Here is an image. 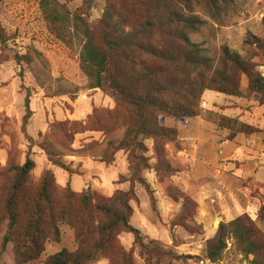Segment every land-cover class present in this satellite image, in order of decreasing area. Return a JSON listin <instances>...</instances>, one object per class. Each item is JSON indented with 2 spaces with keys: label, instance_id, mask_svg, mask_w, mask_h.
Listing matches in <instances>:
<instances>
[{
  "label": "trees",
  "instance_id": "obj_1",
  "mask_svg": "<svg viewBox=\"0 0 264 264\" xmlns=\"http://www.w3.org/2000/svg\"><path fill=\"white\" fill-rule=\"evenodd\" d=\"M131 1L140 10L138 16L127 4H120L116 14L108 6L95 26H90L76 12L70 14L55 0L39 1L49 34L69 49L80 48L79 66L87 79L86 88L101 89L107 82L128 112L121 138L108 142L103 160L111 163L116 152L127 154L128 177L120 180L128 183L129 189L117 192L106 202H95L94 193L87 189L79 196V210L76 211L74 196L68 191L62 203L52 201L54 179L51 172L45 170L35 197L29 199L24 189L34 162L26 156L22 165L11 167L13 177L0 206V256L8 245H12L14 264L39 262L48 240L60 242V224L74 229L77 249L73 252L62 249L38 264H94L105 258L103 251L112 246L121 233L133 237L134 245L148 264L185 259L165 249L158 241L145 243L140 231L130 224V202L135 200L132 191L136 184L145 190L151 208L156 210L154 193L143 173L153 171L161 179L180 170L159 157L165 156L161 154L164 148L155 154L156 162L150 163L145 141L171 146L175 154L182 152L183 145L189 141L180 138L176 129L164 126L162 120L172 119L184 126L188 120L198 117L195 107L205 91L235 98L256 96L258 105L264 107V39L248 35L243 43V55L224 47L214 68L204 49L188 36L198 21L181 11L182 0ZM8 41L0 22L2 49ZM40 58V54L32 50L23 55L16 52L12 55L18 67L23 63L30 65ZM24 109L22 130L26 134L32 117L28 90ZM206 121L228 132L225 141H232L238 135L248 139L261 132L235 118L214 112L208 113ZM42 151L50 164L71 172L70 164L62 159L55 147L45 144ZM236 177L237 189L247 199L252 198V188L262 187L249 178ZM204 180L198 181L197 185ZM163 192L168 203L178 207L171 226L193 233L190 223L196 215V201L186 193L184 186L172 182L163 183ZM94 236L93 244L89 245L88 238ZM229 244L248 264H264V233L248 215L218 224L214 236L205 243L204 260L217 263ZM131 256L130 252H123V264H131Z\"/></svg>",
  "mask_w": 264,
  "mask_h": 264
},
{
  "label": "rangeland",
  "instance_id": "obj_2",
  "mask_svg": "<svg viewBox=\"0 0 264 264\" xmlns=\"http://www.w3.org/2000/svg\"><path fill=\"white\" fill-rule=\"evenodd\" d=\"M39 1L2 0L0 3V22L9 39L5 49L0 46V206L13 177L11 167L22 165L26 156H29L34 162V169L26 182L25 196L29 199L35 197L42 173L48 170L54 179L52 201L62 203L69 192L74 196L73 207L77 211L79 196L87 189L94 193L95 202H106L117 192L129 189V184L120 180L121 177H128L127 154L119 151L114 154L111 163L103 160L108 142L121 138L128 112L107 82L101 89L86 88L87 79L79 66L80 48L69 49L49 34L42 19ZM55 1L70 14H80L90 26L98 23L108 6L112 7L114 14L118 13L120 4H127L137 16L140 12L131 0ZM182 1L181 11L198 21L195 30L189 31L188 36L204 49L205 55L213 61L214 68L224 47L243 55V43L248 35L264 39V0ZM31 50L39 53L41 58L33 60L30 65L23 63L18 67L12 59L13 53L23 55ZM26 90L30 92L32 117L25 134L22 118L25 114ZM195 109L199 114L196 117L198 122H207L208 113L214 112L264 132V107L258 105L256 96L235 98L205 91ZM168 120L173 121L163 119L162 124L174 128L166 125ZM211 126L212 132L220 137V143H224L228 132ZM223 131L227 133L225 137L222 136ZM45 144L52 145L60 152L62 159L70 164L71 172L49 163L42 151ZM145 145L150 163L156 162L155 154L164 148L161 154L165 156L159 157L180 168L179 172L161 179L153 171L143 173L154 193V211L145 190L138 184L133 187L135 200L130 202L132 215L129 221L132 227L140 231L145 243L158 241L165 249L185 257L164 264H248L230 244L217 263H210L203 257L205 243L214 236L221 221L227 222L245 214L264 233V183L239 175L246 163L247 150L222 161L220 164L224 167L221 175L233 177V173H236L233 178L237 184L236 176H242L262 187L252 188V198L247 199L237 187L234 189L232 182L223 181L217 187L210 186L198 200L199 186L210 180L206 178L193 188L197 190L193 199L198 207L194 222L190 223L194 232L189 233L171 226L178 207L168 203L163 183L172 182L185 189L195 157V142L191 140L185 143L184 150L176 154L171 146L164 143L147 140ZM83 149L88 150L83 153ZM59 229L60 242L48 240L39 262L62 249L70 252L77 249L74 229L67 224H60ZM95 238H88L89 245L93 244ZM123 252L131 253V264H148L128 233H121L116 242L103 251L105 258L94 264H123ZM0 264H14L12 245H8L0 256Z\"/></svg>",
  "mask_w": 264,
  "mask_h": 264
},
{
  "label": "crops",
  "instance_id": "obj_3",
  "mask_svg": "<svg viewBox=\"0 0 264 264\" xmlns=\"http://www.w3.org/2000/svg\"><path fill=\"white\" fill-rule=\"evenodd\" d=\"M196 119L188 120L184 126L177 125L171 120L166 123L168 127H174L183 140L195 142V157L188 183L185 186L188 195L193 198V194L197 192L193 188L197 186L198 181L206 178H210V180L199 186L198 200L202 198L210 186L217 187L223 181L232 182L235 189L238 185L233 178L236 173H233V177L221 175L224 166L220 163L236 157L243 150H247V159L239 175L243 174L252 178L254 182L264 183V132L252 134L248 139L238 135L232 141L220 143V137L212 132L211 124L205 121L198 122ZM226 135V131H223L222 136L225 137Z\"/></svg>",
  "mask_w": 264,
  "mask_h": 264
}]
</instances>
